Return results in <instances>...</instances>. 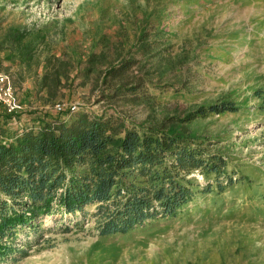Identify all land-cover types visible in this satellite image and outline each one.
Listing matches in <instances>:
<instances>
[{
    "label": "rangeland",
    "instance_id": "rangeland-1",
    "mask_svg": "<svg viewBox=\"0 0 264 264\" xmlns=\"http://www.w3.org/2000/svg\"><path fill=\"white\" fill-rule=\"evenodd\" d=\"M173 1L0 0V38L9 26L43 31L46 51L70 59L72 75L77 69L83 72L91 52H104V64L90 80L75 77L58 101L75 105L74 113L113 115L139 125L153 110L144 104L101 100L96 73L118 55L133 56L144 15L162 10L169 17L163 26L170 34V55L153 64L138 54L139 67L148 70L155 83H184L191 95L156 96L157 117L161 110L182 111L227 95L241 104L237 114L214 115L198 127L219 136L213 150L225 154L230 167L244 171L251 184L237 185L216 202L212 196L200 198L176 219L155 220L125 237L99 238L94 207L85 214L67 215L62 222L58 216L47 217L41 230L19 236L27 255L0 264H264V112L253 97L255 90L264 88V0H181L177 6ZM3 57L0 52L1 61ZM1 66L5 69L9 63ZM36 72L41 73V66ZM36 79L27 77L14 89L22 110L19 119L10 121L12 129L33 125L42 112L65 117L54 106L42 104Z\"/></svg>",
    "mask_w": 264,
    "mask_h": 264
},
{
    "label": "trees",
    "instance_id": "trees-1",
    "mask_svg": "<svg viewBox=\"0 0 264 264\" xmlns=\"http://www.w3.org/2000/svg\"><path fill=\"white\" fill-rule=\"evenodd\" d=\"M180 3L173 1L174 6ZM168 18L162 10L144 15L133 56L118 55L96 73L101 100L144 104L153 110L143 123L128 125L113 115L81 110L57 113H66L62 118L42 112L33 125L12 129L10 121L20 116L0 107V263L24 258L27 251L19 236L41 230L47 217L58 216L62 222L67 215L94 207L99 238L125 237L155 220L176 219L200 198L212 196L216 202L237 185L251 184L244 171L230 167L225 154L213 150L219 136L198 127L214 115L237 114L241 104L227 95L156 115L153 105L164 93L176 99L191 95L184 83H155L150 72L139 67L138 54L153 64L170 55V34L163 26ZM47 46L43 31L7 27L0 38V71L14 89L36 76V94H42L44 106H54L68 82L77 76L90 80L104 64L105 53L91 52L83 72L77 69L72 75V61L46 51ZM3 61L9 63L5 69ZM39 66L41 73L36 72ZM253 97L264 112V88Z\"/></svg>",
    "mask_w": 264,
    "mask_h": 264
},
{
    "label": "built area",
    "instance_id": "built-area-1",
    "mask_svg": "<svg viewBox=\"0 0 264 264\" xmlns=\"http://www.w3.org/2000/svg\"><path fill=\"white\" fill-rule=\"evenodd\" d=\"M0 107H2L7 114L17 115L21 113L22 107L15 95L14 88L11 84L10 78L0 71ZM57 113L68 111L70 114L76 110L75 105L65 106L57 103L54 105Z\"/></svg>",
    "mask_w": 264,
    "mask_h": 264
},
{
    "label": "water",
    "instance_id": "water-1",
    "mask_svg": "<svg viewBox=\"0 0 264 264\" xmlns=\"http://www.w3.org/2000/svg\"><path fill=\"white\" fill-rule=\"evenodd\" d=\"M18 115V114H17ZM17 115H14V116H17Z\"/></svg>",
    "mask_w": 264,
    "mask_h": 264
}]
</instances>
